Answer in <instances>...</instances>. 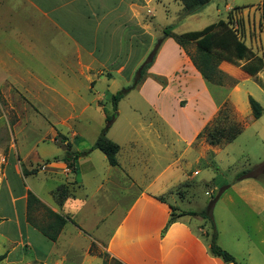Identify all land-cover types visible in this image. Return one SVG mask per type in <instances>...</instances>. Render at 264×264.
<instances>
[{
    "label": "crops",
    "instance_id": "obj_1",
    "mask_svg": "<svg viewBox=\"0 0 264 264\" xmlns=\"http://www.w3.org/2000/svg\"><path fill=\"white\" fill-rule=\"evenodd\" d=\"M182 12L180 0H0V109L3 99L7 100L12 91H18L14 89L16 82L21 85L32 79L36 85L43 84L42 76L31 65H50L52 69L54 65L58 70L57 65L62 63L66 73H73L75 68L84 76L91 83L89 87L104 80L109 91L118 77L134 81L140 66L157 47L145 80L153 75H168L163 69L156 68L161 57L167 58L168 55L173 64L187 65L192 75L202 81L205 91H209L208 84L184 49L173 38L164 37L165 28L175 29L181 22L179 16ZM258 42L264 60V23ZM170 47L173 55L167 52ZM244 63V60L239 64L220 63L219 68L235 82L227 89L220 86L229 91L221 100L216 101L207 94L206 116L190 131L171 118L165 99L160 98L166 91L155 92V101L149 105L154 115L149 118L140 113L136 104L130 103L132 113L130 119L126 117L123 121L128 125L125 129L119 125L121 109L118 103L112 132L108 134L120 145L117 166H111L106 156L94 149L80 156L76 169L71 170L63 160L67 142L74 151L88 149L95 142L73 149V139L75 141L80 136L76 131L71 134L73 139L67 137L65 140L51 127V141L60 143L63 151L53 159L37 152L22 155L14 145L15 151L12 147L13 155L9 156L4 170L0 164V189L7 190L12 205L8 215L0 213V255L6 253L1 261L5 264H91L90 258L94 256L91 245L95 242L106 247L111 257L124 264H234L211 254L207 218L182 215L164 235L162 231L172 207L177 212L193 211L182 209L168 199L169 196L175 197V190L181 185L188 183L189 187H197L201 182L195 178L199 170H190V150L199 148V156L195 158V162H199L206 153H216L226 145L209 144L204 137H199V133L216 118L224 105L232 104L230 91L241 89L239 76L245 80L256 76L264 78V67L258 74L250 75L242 69ZM179 67H174L172 73H180ZM64 79V83L69 84L72 77L68 75ZM46 85L56 91L55 86ZM71 87L73 90V84ZM111 94L99 92L89 103L109 101ZM187 103V99L178 97V105ZM199 139H203V143ZM96 159L104 167V174L100 175ZM39 161L47 163L28 175L43 171L62 176V182H75L73 195L62 205L52 198L54 189L50 191L51 200H47L40 195L36 185L28 181V175H24V170H31L24 164ZM12 176L18 179L19 187L12 183ZM85 189L84 193L78 192ZM29 190L53 211L75 221H68L49 247L34 245L42 232L27 218ZM177 195L186 198L185 191ZM159 196H163L164 201ZM91 199L94 202L90 209ZM90 216L94 218L89 219ZM194 220L196 224L192 223Z\"/></svg>",
    "mask_w": 264,
    "mask_h": 264
},
{
    "label": "rangeland",
    "instance_id": "obj_2",
    "mask_svg": "<svg viewBox=\"0 0 264 264\" xmlns=\"http://www.w3.org/2000/svg\"><path fill=\"white\" fill-rule=\"evenodd\" d=\"M261 2L262 0H210L196 13L185 16L184 21L182 20L185 17L179 18L181 22L177 24V27L175 29L170 27V29L176 33L200 30L219 19H227L228 11L240 6L234 9L232 14L233 20L240 23V25L235 23L236 28L246 44L261 56V47L258 42L264 23ZM187 50L194 54L195 44L188 45ZM167 52L173 55L171 47ZM170 58L168 55L167 58L162 56L156 67L168 73L166 77L160 76L165 79L166 83L153 75L145 80L142 86L139 85L120 100V127L125 129L128 126L123 121L126 117L131 118L130 103L136 104L140 113L145 118H149L154 115L149 105L155 101L153 97L155 92L166 91L160 95V98L165 99L171 118L179 121L184 130L190 131L206 116L207 94H211L216 101L221 100L225 92L227 96L229 91H225L220 86L227 89L235 82L234 79L225 76L222 85H215L216 87L208 85L209 91H205L202 81L192 75L187 65L179 62L173 64ZM177 65H180V73H172ZM31 66L42 76L43 84L36 85L32 79H27L26 83L21 85L16 82L14 89L18 91H12L10 97L2 101L0 109L1 170H4L9 156L13 155L11 148L13 147L15 151L14 145L22 155L37 152L42 157L53 159V156L63 153L60 143L51 141V127L55 128L58 134L70 139H73L72 132L76 131L80 136L75 141L73 139L75 150L90 146L107 124L105 110L109 114L113 113L112 95L116 93V90H121L134 82L118 77L112 82L113 86L108 91L104 80L97 82L95 87H89L91 83L84 76H81L75 68H73V73L71 71L66 73L65 65L62 63L57 65L58 70H55L54 65L53 69L50 65ZM68 75L72 77L69 84L64 83V78ZM239 82L241 89L230 91L229 96V100L236 108L227 103L228 111L225 110L229 117L242 124V132L235 140L221 147L216 153L212 151L206 153L204 159L199 162H195V158L199 156V148H192L188 153L190 170L192 172L195 169L199 170L195 178L196 181L201 182L197 183V187L181 185L175 190V197L169 196L168 199L182 209L193 211L205 208L213 201L212 213L218 232V244L223 250L235 256L241 264H264V111L260 118L253 119L249 104V95H251L264 107V78L256 76L255 79L245 80L239 76ZM46 84L55 86L56 91L48 89ZM72 84L73 90L70 89ZM99 92L105 95L113 94L110 95L109 101L89 103ZM178 97H184L188 103L179 104V106ZM114 122L115 118L108 129V137V134L112 132L111 127ZM199 141L203 143V139ZM99 151L105 155L101 150ZM96 161L100 175L104 174L105 170L100 165V160L96 159ZM44 162L39 161L32 165L24 164V166H28L26 169L39 170L47 163V161ZM209 179L211 180L206 181ZM11 181L16 188L19 187L18 179L14 176ZM28 181L36 185L40 195L47 200H51L50 193L52 192L55 202L57 199L54 191L59 186L66 187L71 195L76 189L73 185L75 182H62V176L57 174L54 176L52 173L43 171L36 175H28ZM85 191L86 189L78 190L81 193ZM184 191L186 198L181 199L177 194ZM0 196V213L8 215L12 211V205L5 188L0 189ZM174 199H177V202ZM93 202L94 200H89L90 209L93 208ZM31 217L39 223L48 221L47 212L43 209L33 212ZM91 218L94 217L90 216L89 219ZM205 221L208 225L206 229L211 233L213 231L212 222L209 219ZM192 223L196 224L197 221L194 220ZM38 237L39 240L36 239L34 242L35 247H49L52 242L50 239L42 234H38ZM16 253L19 254L18 249ZM91 253L96 256L90 258L91 264H104V260L111 264L114 258L107 252L106 247L99 246L95 242L91 245ZM0 264H5V262L1 261Z\"/></svg>",
    "mask_w": 264,
    "mask_h": 264
},
{
    "label": "trees",
    "instance_id": "obj_3",
    "mask_svg": "<svg viewBox=\"0 0 264 264\" xmlns=\"http://www.w3.org/2000/svg\"><path fill=\"white\" fill-rule=\"evenodd\" d=\"M180 2L183 5V12L180 15V19H182L187 15L194 14L199 11L201 8L207 5L210 0H180ZM261 6L262 18L264 22V0L261 2ZM238 8H240V6H236L231 11H229L227 19H219L200 30L187 31L184 33H175L170 28H165L164 30V37L173 38L184 49L208 85L223 84V78H225L226 74L219 68V65L222 61L239 64L240 61L244 60L245 63L242 65V69L250 75L258 74V72L264 67L263 58L257 55L250 48V46L246 44L235 26V23L237 22L233 20L232 14L234 9ZM238 25H240V23ZM162 40L163 39H161L160 42H162ZM190 44H195L196 46L194 54H191L187 50V47ZM157 51L158 47L154 49L148 59L140 66L133 84L118 90V92L112 95L113 113L109 114L108 111L105 110L107 124L102 129L94 144L88 149L74 151L71 148V143L67 142V149L65 151V155L63 156V160L67 163L71 170L74 171L76 169V161L80 156L87 155L94 149L101 150L106 155L111 166H117L119 164L117 155L120 150V145L107 136L108 129L114 118L117 116L119 101L126 93L138 87L145 80L148 74V69L152 65ZM156 77L160 81L166 83L164 78H161L160 76ZM249 104L252 110V118H260L263 114L264 107L251 95H249ZM224 106V112L222 111V107L219 110L216 118L211 122L212 124H208L199 133V137H204L209 144L220 145L230 143L236 139L243 130L242 124L236 122L232 117L227 115L228 107L227 105ZM225 109H227V111ZM63 138L66 140V137ZM54 159L57 160L58 158L55 157ZM37 171L38 170L34 168L30 171L24 170L23 173L24 175H28ZM184 186L188 187L189 184L186 183ZM54 195L56 196L57 203L62 205L64 200L71 196V193L66 187L62 185L54 191ZM158 198L164 201L163 196H159ZM38 209H43L47 212V222L39 223L33 220L31 214ZM212 212L213 201L207 204V206H205V208H203L201 211L177 212L176 208L172 207V212L167 224L162 231V235L166 233L169 226L174 221H176L179 216L186 214L200 215L211 220L212 222L213 231L208 233L210 236L209 249L211 254L220 257L225 262L241 264L235 258V256H233L228 251L223 250V248L218 244V232ZM27 218L28 221L32 223L39 231H41L44 236L52 241L57 240L60 232L68 221L75 222L70 216L53 211L30 190L28 191L27 196ZM5 257L6 253L1 254L0 261ZM104 264H109V262L104 260ZM111 264L124 263L116 258H112Z\"/></svg>",
    "mask_w": 264,
    "mask_h": 264
},
{
    "label": "built area",
    "instance_id": "obj_4",
    "mask_svg": "<svg viewBox=\"0 0 264 264\" xmlns=\"http://www.w3.org/2000/svg\"><path fill=\"white\" fill-rule=\"evenodd\" d=\"M235 26H237V24Z\"/></svg>",
    "mask_w": 264,
    "mask_h": 264
}]
</instances>
